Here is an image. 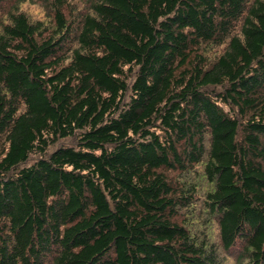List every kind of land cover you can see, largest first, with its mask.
Wrapping results in <instances>:
<instances>
[{
  "label": "trees",
  "instance_id": "16d2710c",
  "mask_svg": "<svg viewBox=\"0 0 264 264\" xmlns=\"http://www.w3.org/2000/svg\"><path fill=\"white\" fill-rule=\"evenodd\" d=\"M81 1L0 0V264H264V0Z\"/></svg>",
  "mask_w": 264,
  "mask_h": 264
},
{
  "label": "rangeland",
  "instance_id": "374dc122",
  "mask_svg": "<svg viewBox=\"0 0 264 264\" xmlns=\"http://www.w3.org/2000/svg\"><path fill=\"white\" fill-rule=\"evenodd\" d=\"M73 3H72V6L74 7V8H76L75 7V5L77 4V10L78 9H80V8H82L83 6H84V3H82V1L81 0H77L76 2L74 1V0H71ZM36 2H38L37 4L39 5V6H42L44 9H45V4L43 3V2H41V1H36ZM37 5V6H38ZM24 6H25V8L26 9H29L31 12H32V14H34L35 16H39L40 14L41 15H43V12L41 11V9H40V7L38 6H35V5H28V4H24ZM31 6V7H30ZM40 9V10H39Z\"/></svg>",
  "mask_w": 264,
  "mask_h": 264
}]
</instances>
